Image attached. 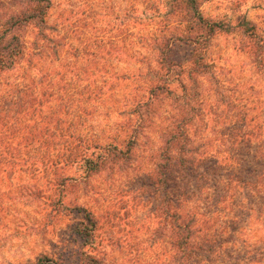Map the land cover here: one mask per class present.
Listing matches in <instances>:
<instances>
[{
    "label": "rangeland",
    "instance_id": "1",
    "mask_svg": "<svg viewBox=\"0 0 264 264\" xmlns=\"http://www.w3.org/2000/svg\"><path fill=\"white\" fill-rule=\"evenodd\" d=\"M49 1L46 35L52 43L37 42L49 47L38 52L41 71L50 66L56 73H65L66 91L78 85L85 93L92 87L96 102H91L87 116L88 136L127 141L130 108L123 105L142 84V78L137 81L132 75L141 68L137 61L149 60L151 54L137 36L150 35L149 30H138L151 21L138 26L135 0ZM197 1L206 19L231 26L228 34H217L209 42L205 60L210 74L194 90L203 101L195 123L200 149L212 155H240L243 166L250 153L263 164L264 0ZM160 4L161 0H146L138 13L153 15ZM243 17L254 27L255 36H247L239 27ZM25 37L28 43L35 39L31 27ZM178 50L183 58L189 56L188 47ZM101 88L110 92L99 98ZM175 105L172 101L161 105L160 120L144 131L130 160L117 161L111 171L87 180L77 179L64 191L67 205L83 207L95 216L96 241L89 251L100 264H169L168 226L158 211V192L142 183L152 172L158 132L170 117H177ZM239 118L245 121L243 131L253 137L248 149L226 142L228 132L221 123L239 122ZM227 165L218 171L207 193L193 200L203 225L199 235L205 234L214 245L211 254L196 264H264V178L260 177L259 185L253 180L230 181L229 170L234 167ZM241 172L246 176L247 171ZM20 183L17 177L0 175V264H37L38 259H46V264H78L83 242L75 227L83 222V215L49 213L37 201L25 203Z\"/></svg>",
    "mask_w": 264,
    "mask_h": 264
},
{
    "label": "trees",
    "instance_id": "2",
    "mask_svg": "<svg viewBox=\"0 0 264 264\" xmlns=\"http://www.w3.org/2000/svg\"><path fill=\"white\" fill-rule=\"evenodd\" d=\"M135 1L138 23L151 21L138 30H149L150 35L137 36L151 56L137 61L141 68L136 71L138 75L135 72L132 76L137 81L142 78V84L123 105L130 108L125 126L129 135L127 141L120 142L86 134L90 104L96 100L92 98V87H87L85 93L78 85L66 91L69 85L65 73H56L50 66L42 72L39 67L38 52L48 46L37 42L52 43L46 35L50 1L0 0V175L18 178L25 203L37 201L49 213L82 214L83 222L75 227L83 242L78 264H100L89 251L96 241L95 216L83 207L67 205L64 191L77 179L87 180L104 170L111 171L117 161L130 160L144 131L160 120L161 105L172 101L177 117H170L158 132L152 172L142 186L154 187L158 192V211L168 226L169 264H196L211 254L214 245L205 234L199 235L203 225L197 220L194 198L207 193L226 164L234 167L229 170L230 181L253 180L259 185L260 177L264 178V163L247 152L250 158L243 166L240 155H212L200 149L197 141L195 123L201 116L203 101L194 90L210 74L205 60L209 42L217 34H228L229 22L206 19L197 0H161V9L153 15L138 13L146 0ZM238 25L247 36H255L254 27L245 17ZM30 27L35 32L32 43L25 37ZM179 47L190 49L187 58L180 56ZM109 88H101L99 98L107 95ZM238 123L240 129L235 128ZM221 124L224 133L228 132L227 143L243 147L240 149L251 147L253 137L243 131V119ZM241 170L247 171L246 176ZM44 260L38 259L37 264H46Z\"/></svg>",
    "mask_w": 264,
    "mask_h": 264
}]
</instances>
